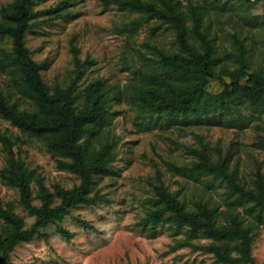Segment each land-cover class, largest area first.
I'll return each instance as SVG.
<instances>
[{"label":"rangeland","instance_id":"374dc122","mask_svg":"<svg viewBox=\"0 0 264 264\" xmlns=\"http://www.w3.org/2000/svg\"><path fill=\"white\" fill-rule=\"evenodd\" d=\"M13 1L0 0V18L2 8ZM177 1L182 10L191 4L203 14L199 30L213 47L218 76L205 85L207 95L232 91L230 73L240 66L236 38L245 46L248 72L264 69V0ZM58 7V13L31 22L25 45L33 60L45 64L44 82L51 88L71 87L73 94L80 95V107L89 84L103 80L111 88L105 121L89 139L96 150L105 140L113 144L112 160L93 177L89 195L93 203L76 205L61 222L40 228V234L19 243L3 264H249L222 261L210 251L213 245L222 246L236 258L233 242L209 238L203 230L194 232L189 226L178 227L168 215L154 224L150 214L162 190L174 194L190 211L207 205L218 227L232 219L240 226L251 224L253 264H264V229L255 218L257 209L251 202H240L234 188L237 184L256 191L259 179L264 186V114L246 100L230 103L228 110L200 115L170 117L141 111L128 90L138 85L142 74L160 70V64L151 61L159 62L158 50H180L175 30L158 19L133 28L132 23L141 18L139 12L100 0H38L33 10ZM187 26L188 41L202 50L191 19ZM11 45L10 38L0 39V49ZM240 82L246 83L247 77ZM10 87L8 75L0 72V89L7 92ZM8 96L11 103L19 99L14 89ZM18 105L20 110L33 109L28 99L20 98ZM0 133L13 141L15 158L33 172V205L42 206L38 179L51 195L52 208L61 203L55 195L57 187L81 184L78 174L59 167L60 161L71 160L49 150L44 139L22 132L3 117ZM202 148L211 163L225 164L232 180L198 170L197 151ZM7 159L0 141V169L7 166ZM0 199L4 208L23 220V229L32 228L37 217L21 203L20 191L2 179ZM2 225L0 218V232Z\"/></svg>","mask_w":264,"mask_h":264},{"label":"trees","instance_id":"16d2710c","mask_svg":"<svg viewBox=\"0 0 264 264\" xmlns=\"http://www.w3.org/2000/svg\"><path fill=\"white\" fill-rule=\"evenodd\" d=\"M100 1L105 5L116 4L121 9L139 12L141 18L132 23L133 28L141 22L158 19L162 23H168L175 30L180 50H158L159 62L151 61L159 63L160 70L149 75L142 74L138 85L128 90L127 94L141 111L164 113L170 117L189 113L200 115L210 111L228 110L230 103L246 100L252 109L264 114V69L248 72L245 46L237 38V60L240 66L237 70L229 72L232 77L229 88L231 87L232 91L226 89L224 94L216 96L205 93V85L218 77L214 70L216 59L210 41L199 30L203 14L197 12L191 4L186 7L187 10H182L177 0ZM37 2L38 0H14L2 8L0 39L8 37L12 45L9 49H0V72L6 73L11 83L7 92L0 89V117L10 121L22 132L44 139L49 150L69 158L71 161H60L59 167L78 174L81 184L71 189L57 187L55 195L61 199V203L52 208L51 195L42 180L38 179L42 206L33 205L30 188L33 172L28 171L22 162L15 158L13 141L0 133V141L8 155L7 166L0 169V179L20 191L21 203L37 217L32 228L25 230L23 220L11 208H4L0 199V218L3 222L0 232V264L8 261L10 253L19 243L31 241L40 234V228L54 221L61 222L72 207L93 203L94 199L89 196L93 177L110 165L114 147L105 140L101 142V149L96 150L89 139L97 134L96 127L105 121L107 103L112 99L111 88L105 81L96 80L88 85L85 89L86 100L80 107L77 104L80 95L73 94L71 87H49L41 76L45 64L31 58L25 45L26 32L32 29L31 22L39 16L58 13L60 9L58 7L36 12L33 9ZM188 19L192 20L193 31L202 41V50L188 41ZM133 28L130 29L134 31ZM244 77H247V82L243 84L240 80ZM13 89L19 93V99L11 103L8 95ZM121 93L116 94L117 97ZM20 98L28 99L33 109L20 110ZM197 153L200 159V164H197L199 171L204 169L214 176L222 175L232 180L224 163H211L203 148ZM257 183L256 191L244 190L237 184H234V188L240 202L253 203L251 207L257 209L255 218L264 229V186L261 179ZM158 196L154 202L157 208L150 214V220L154 224L168 215L178 227L189 226L194 232L203 230L209 238L233 242V249L238 253L236 258L230 257L227 248L214 245L210 247V251L222 261L253 264L251 224L240 226V222L232 219L229 225L218 227L213 219L214 211L207 205H199L195 211H190L174 194L166 190L160 191Z\"/></svg>","mask_w":264,"mask_h":264}]
</instances>
